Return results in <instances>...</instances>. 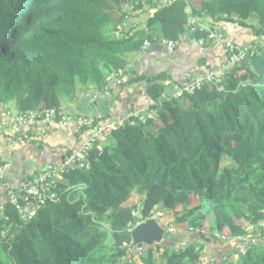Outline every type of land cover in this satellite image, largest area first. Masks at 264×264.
Listing matches in <instances>:
<instances>
[{"label": "trees", "instance_id": "16d2710c", "mask_svg": "<svg viewBox=\"0 0 264 264\" xmlns=\"http://www.w3.org/2000/svg\"><path fill=\"white\" fill-rule=\"evenodd\" d=\"M139 15L146 20L137 23ZM202 17L238 25L259 41L243 46L218 27L245 50L242 60L210 80L180 82L181 94L168 96L164 82L175 83L170 69L155 60L153 70L140 67L182 38L213 44L214 26L201 29ZM137 53L140 64L131 67L129 56ZM111 75L116 99L126 85L144 81L153 114L124 123L106 113L102 122L117 126L92 140L100 124L94 119L60 166L46 165L60 177L37 183L47 194L44 204L13 188L14 198L0 206V264H121L132 255L129 227L157 209L173 213L190 197L203 199L201 212L192 206L174 215L175 226L199 230L210 217L216 231L247 241L236 260L210 264H264V0H0L1 112L14 103L25 121L49 116L43 128L86 129L84 116L63 112L62 97L73 100L92 86L114 93ZM27 131L32 140L39 136ZM73 160L79 165L67 164ZM247 233L260 241L249 243ZM162 244L144 246L131 264H202L201 241Z\"/></svg>", "mask_w": 264, "mask_h": 264}, {"label": "crops", "instance_id": "0c3cea01", "mask_svg": "<svg viewBox=\"0 0 264 264\" xmlns=\"http://www.w3.org/2000/svg\"><path fill=\"white\" fill-rule=\"evenodd\" d=\"M223 28L228 29L226 36L231 41L238 42L243 46L250 45L252 40H255V43L259 41L255 37L247 35L238 25L229 24V26L224 25ZM229 53L228 48L217 41L211 45H206L203 42L200 44L196 40L182 38L179 43L167 45L161 48L159 52L150 54L148 56L150 60L140 67V72L143 73L148 69L153 70L154 65H152L151 60H155L160 69L167 67L170 69L172 79L175 82L170 84L171 81H166L164 85L167 83L170 92L179 91L177 86L180 85L178 84L180 82L183 84L204 82L213 71L215 73L220 72V70L224 71L227 68ZM196 55H199L198 58L203 57L206 63L197 65L198 58ZM143 83L144 81H139L126 85L119 99H115L113 102L114 105L108 107L109 110H102L104 112L103 117L105 118L106 113L111 112L114 116H121L120 120L123 121L128 117L137 118L153 114L154 111L149 109L152 101L148 97L145 91L146 85ZM155 83L158 84V82ZM74 117L77 118L76 115ZM43 122L47 121H38L36 122L38 125L35 126L34 124L32 127L34 129L32 133L37 130L36 133L39 134V136L34 135L35 140L27 135L28 131L24 124H19L18 131L0 130V160L4 161L0 165L4 167V171L0 172V206L7 200L14 198L13 188H18L19 183L25 177L48 164L54 163L60 166L65 151L79 146L86 138L89 130L88 126L86 129H77V124H72L64 128L62 132L56 128L52 131L51 128L48 129L45 126L43 128ZM41 132L44 133L42 137ZM1 178L4 181H1ZM184 237H188L187 233Z\"/></svg>", "mask_w": 264, "mask_h": 264}, {"label": "rangeland", "instance_id": "374dc122", "mask_svg": "<svg viewBox=\"0 0 264 264\" xmlns=\"http://www.w3.org/2000/svg\"><path fill=\"white\" fill-rule=\"evenodd\" d=\"M192 1V0H190ZM187 11H190V7H187ZM154 13V9H150V14ZM146 15H139L135 18V21L137 23H141L142 21L146 20ZM140 20V21H139ZM203 21H206L207 23H203ZM210 25L216 26L213 29H211V32H213V38L216 42H221V39H218V36H221L220 29H224L223 25L229 26V24H225L223 20H219L217 23H214L212 19L207 17H202L200 21V28L201 29H207ZM220 29H219V28ZM125 28V23H124ZM224 40H226V36H222ZM195 41V40H193ZM200 44L201 41H198ZM209 41H205L204 44H209ZM206 54V53H205ZM199 55H196V58H198ZM141 55L140 54H132L129 56V61L133 63V60H140ZM135 62V61H134ZM140 64V61H138ZM133 67V64L131 65ZM226 70V68H225ZM215 71L212 72L214 74ZM128 74V73H127ZM128 76V75H127ZM130 77L133 76L132 73L129 75ZM213 75L207 77V79H211ZM115 76L111 75L110 79V86H114L116 91L114 93H105L101 94L100 92H97L95 87H90L89 90L85 91H77V95L73 100H68L65 97H62V106H63V112L65 114L71 115V116H78V119L84 116V122L88 125L89 130L90 125L94 119H97V122H101L103 119L104 112L102 110H109V108L114 105L113 102L115 101L116 97L118 96L120 90L117 91V87L115 86ZM167 86V83H166ZM179 91H171L173 96H178L181 94L182 88H178ZM163 95V94H162ZM87 98V99H86ZM96 98V99H95ZM95 99V101H94ZM111 103V104H110ZM14 103H11L9 110H3L0 111V130L3 129L5 131H18L19 130V124H24L27 128V130L32 129L33 125L36 124L37 121L34 120V116H30L25 121L24 119H21L20 117H17L16 108L13 105ZM109 107V108H108ZM152 111V110H151ZM49 116H45L42 121H48ZM127 119V118H126ZM131 120H127V122H130ZM62 162V161H61ZM76 162V161H75ZM44 172L39 175V178H42L44 175L46 176H52V177H60L58 170H51L50 166H44ZM42 168V169H43ZM51 170V171H50ZM4 171V167L0 168V172ZM15 196V195H14ZM203 203V199L190 197V199L185 202L183 205L177 206L175 210H173V213L166 210V209H157V211L153 212V216L158 217L161 216L166 221V228L167 231L164 233L162 240H164L162 245H167L171 243V246L177 247L178 245L182 244L183 241L188 239L191 242H199L201 241V248L200 251V257L202 264H210L214 262L219 261H228V260H236L237 253L240 251H245L246 248V242L237 241L236 238L227 237V233L224 230L216 231L213 227L212 221L210 217H206V219L203 222V226L201 229H195L192 226H188L187 228L184 226H175L173 224L174 215L179 216L181 214H184L189 208L193 206V209H196V213L201 212L202 208L198 207L199 204ZM247 227V226H246ZM250 225L248 226V230H250ZM257 231H259V228L257 226ZM201 232V233H200ZM187 233L188 237H184ZM200 234V236H199ZM255 236L253 237L251 234H248L244 236V238L247 240L249 238L252 239V242L260 241V239L256 236L255 233H253ZM183 236V237H182ZM139 255H131L130 260L122 259L121 264H131V261L139 262L137 259ZM126 262V263H125Z\"/></svg>", "mask_w": 264, "mask_h": 264}, {"label": "built area", "instance_id": "2783aa9c", "mask_svg": "<svg viewBox=\"0 0 264 264\" xmlns=\"http://www.w3.org/2000/svg\"><path fill=\"white\" fill-rule=\"evenodd\" d=\"M187 10V9H186ZM213 36V35H212ZM221 39V42L225 44V46L228 48V50L230 51V55L228 58V64H233L236 63L238 61H241L243 56L245 55V50L236 45L233 44L232 42H230L229 40H224V38L222 36H218L217 40ZM191 87V86H188ZM21 119H23L22 117H20ZM118 122L111 120L108 122H101L94 131H92V140L97 139L99 136L101 135H108L116 126H117ZM87 148V147H85ZM75 156L77 158H80L82 156L81 152H77L75 154ZM75 160L73 161H67L68 163H73ZM0 168H2L0 166ZM47 176V175H46ZM45 175L42 178L39 177H35L29 181H25V182H21L20 186H19V191L20 193L22 192L23 194V198L26 199V201L29 198H35L37 200V202L39 204H43L45 202V200L47 199V194L42 193L41 191H38L37 189V183L41 182L44 180V178L46 177ZM54 194H50V196H48L50 199H53ZM30 214H33L34 211L32 209H30ZM250 242H252V239L250 240ZM254 242L255 239H254Z\"/></svg>", "mask_w": 264, "mask_h": 264}, {"label": "water", "instance_id": "95a60500", "mask_svg": "<svg viewBox=\"0 0 264 264\" xmlns=\"http://www.w3.org/2000/svg\"><path fill=\"white\" fill-rule=\"evenodd\" d=\"M138 60H135L133 67L138 64ZM164 92L170 96V87L167 85L164 87ZM127 120H132V117H128L123 122L127 123ZM165 227H163L158 220L148 219L137 224L131 231L132 240L134 243H142L149 246L153 243H160L162 241Z\"/></svg>", "mask_w": 264, "mask_h": 264}, {"label": "clouds", "instance_id": "9594fccd", "mask_svg": "<svg viewBox=\"0 0 264 264\" xmlns=\"http://www.w3.org/2000/svg\"><path fill=\"white\" fill-rule=\"evenodd\" d=\"M230 52V51H229ZM229 55H230V53H229ZM228 58H229V56H228ZM227 64H228V59H227ZM230 65V64H229ZM207 80H210V79H207ZM150 115H152V114H150ZM150 115H147V116H150ZM132 119H133V117H132ZM124 121V120H123ZM102 122V121H101ZM100 122V123H101ZM76 162V164L77 165H79V163H80V161L79 160H75ZM59 173V172H58ZM60 175V174H59ZM44 204V203H43ZM32 209V208H31ZM33 211H34V209H32ZM35 212V211H34ZM150 218H152V219H155V220H158L159 221V223L163 226V227H165V232L164 233H166V231H167V228H166V226H165V224H166V221L161 217V216H158V217H155V216H153L152 215V217H150ZM150 218H148V219H150ZM148 219H146V220H148ZM145 221V220H144ZM143 222V221H142ZM139 223H141V222H138V223H136L134 226H131V227H129V231L131 232L132 231V229L137 225V224H139ZM164 235V234H163ZM163 238V237H162ZM186 241H188V239H186L185 241H183V243L180 245V246H182L183 244H185V242ZM163 242V240L160 242V243H162ZM134 243V242H133ZM249 243H253V242H249ZM141 244V245H140ZM134 243V245L132 246V247H130V249H129V252L130 253H132L133 255H140L141 254V252H142V250L144 249V246H146V245H142V243ZM154 244V243H153ZM157 244H159V243H157ZM152 245V244H151ZM246 246H247V242H246V245H245V247L244 248H246Z\"/></svg>", "mask_w": 264, "mask_h": 264}]
</instances>
